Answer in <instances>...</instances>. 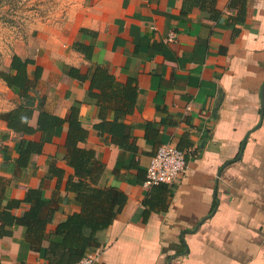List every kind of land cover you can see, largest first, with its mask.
<instances>
[{"label": "crops", "instance_id": "obj_1", "mask_svg": "<svg viewBox=\"0 0 264 264\" xmlns=\"http://www.w3.org/2000/svg\"><path fill=\"white\" fill-rule=\"evenodd\" d=\"M26 60L36 107L61 118L76 108L88 132L79 147L104 166L97 186L128 197L96 234L94 264H264V0H76L67 23L16 52L3 72L15 75L11 65ZM1 82L0 264H48L26 228L5 219L27 212L15 201L41 186L54 211L46 238L81 211L67 191L68 124L31 136L9 129L1 114L23 100ZM38 116L37 107L33 127ZM113 125L126 128L123 146ZM23 139L44 148L21 169ZM169 143L189 152L187 172L145 187L152 157ZM53 168L62 179L49 177Z\"/></svg>", "mask_w": 264, "mask_h": 264}, {"label": "trees", "instance_id": "obj_2", "mask_svg": "<svg viewBox=\"0 0 264 264\" xmlns=\"http://www.w3.org/2000/svg\"><path fill=\"white\" fill-rule=\"evenodd\" d=\"M14 56V60H16ZM19 61V60H18ZM30 61H24L20 65H11V70L17 73H1L3 79L10 88H17L23 102L15 109L1 114V118L7 123L9 129L23 136H31L37 132L46 133L56 130L68 124L65 147L67 149L66 161L74 169V174L69 177L67 191L77 195L81 204V211L70 215L60 223L52 236L46 238L47 225L53 222L54 211H48V201L44 198L42 186L38 189H30L23 201H15V205L26 203L30 209L20 217L10 216L6 223L14 221L26 228V239L31 249L41 252L43 259L48 264H78L87 253L97 247L96 234L108 229L113 222L123 213L128 204V197L114 188H100L98 181L104 170V166L96 160L94 150L79 147V143L86 141L88 132L78 120V111L73 108L68 118L55 116L43 109V103L37 106L39 116L37 126L33 127L30 121L37 110L34 98L29 94L31 90L27 75V65ZM72 76L79 75L74 71ZM105 73V72H104ZM38 77V73H37ZM112 95V94H111ZM116 96V94H114ZM113 96V97H114ZM110 96V99L113 98ZM120 138L119 145L123 146L127 138L125 126L113 125L110 129ZM44 142L22 140L16 146L19 155L16 160L21 169L27 168L33 155L43 152ZM57 176L62 179V169H51L49 177ZM90 229L91 234L86 235L85 230ZM48 241V247H43L44 241Z\"/></svg>", "mask_w": 264, "mask_h": 264}, {"label": "rangeland", "instance_id": "obj_3", "mask_svg": "<svg viewBox=\"0 0 264 264\" xmlns=\"http://www.w3.org/2000/svg\"><path fill=\"white\" fill-rule=\"evenodd\" d=\"M75 1L0 0V74L16 52L24 53L37 37L67 23Z\"/></svg>", "mask_w": 264, "mask_h": 264}, {"label": "built area", "instance_id": "obj_4", "mask_svg": "<svg viewBox=\"0 0 264 264\" xmlns=\"http://www.w3.org/2000/svg\"><path fill=\"white\" fill-rule=\"evenodd\" d=\"M175 34H170L168 40L173 41ZM189 152L179 149L173 144L161 145L152 157L147 170L144 186L153 188L159 185H174L188 169ZM96 257L85 256L78 264H94Z\"/></svg>", "mask_w": 264, "mask_h": 264}, {"label": "water", "instance_id": "obj_5", "mask_svg": "<svg viewBox=\"0 0 264 264\" xmlns=\"http://www.w3.org/2000/svg\"><path fill=\"white\" fill-rule=\"evenodd\" d=\"M262 102H263V105H262V113H263V111H264V91H263V94H262ZM246 141H247V140H244V142H243V148H244L245 145H246Z\"/></svg>", "mask_w": 264, "mask_h": 264}]
</instances>
